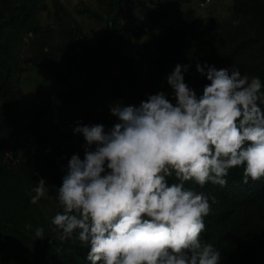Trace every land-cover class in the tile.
Segmentation results:
<instances>
[{
  "label": "clouds",
  "instance_id": "clouds-1",
  "mask_svg": "<svg viewBox=\"0 0 264 264\" xmlns=\"http://www.w3.org/2000/svg\"><path fill=\"white\" fill-rule=\"evenodd\" d=\"M189 67L177 63L165 77L171 98L158 91L138 106L113 103L118 122L107 129L77 123L83 158L71 155L60 186L40 178L32 189V204L56 190L62 211L52 230L87 248L90 264H221L201 238L217 201L197 186L226 187L233 169L245 185L264 180V82L197 62L209 81L198 94L185 82ZM34 235L44 239V228Z\"/></svg>",
  "mask_w": 264,
  "mask_h": 264
},
{
  "label": "rangeland",
  "instance_id": "rangeland-1",
  "mask_svg": "<svg viewBox=\"0 0 264 264\" xmlns=\"http://www.w3.org/2000/svg\"><path fill=\"white\" fill-rule=\"evenodd\" d=\"M26 1L36 6L34 31L6 27L2 30L8 54L0 50V64L12 67L15 80L14 97L8 108L27 124L57 94L73 90L78 96L73 109L63 107L43 121L47 146L42 152L35 155L17 148L2 154L0 264H35L39 247V264H75L86 260L88 249L77 240L61 241L52 230L51 218L62 211L55 189L50 188L37 204L30 203L36 183L45 178L48 185L60 186L62 168L71 155L76 153L83 158L85 141L73 131L77 123H99L107 129L118 122L110 113L113 103L138 106L158 91H165L171 98L165 79L173 70L166 48L168 33L176 32L182 41L176 47L179 63L191 64L186 83L198 93L202 76L196 71V63L203 65L213 38L222 35L224 26L235 25L239 20L232 14V0H209L204 6L200 5L201 0H141L152 11L165 9L164 17L153 23L133 4L117 7L109 14L106 0H0V25L4 4ZM110 15H116L126 27L129 43L116 55L104 57L96 53L88 61L79 43L81 37L96 49ZM42 53L51 54L58 76H52L35 61ZM68 56L74 59L70 66ZM26 223H31L33 229L25 228ZM37 226L44 228V239L35 237ZM257 239L264 243L260 235ZM250 246L244 239L223 264H245Z\"/></svg>",
  "mask_w": 264,
  "mask_h": 264
},
{
  "label": "trees",
  "instance_id": "trees-1",
  "mask_svg": "<svg viewBox=\"0 0 264 264\" xmlns=\"http://www.w3.org/2000/svg\"><path fill=\"white\" fill-rule=\"evenodd\" d=\"M110 11L122 5L133 4L141 14L152 23L164 17V10L152 11L141 0H106ZM33 2H16L4 4L3 21L0 25V50L8 54L6 37L2 30L4 27L11 30L34 31ZM232 14L239 20L235 25H226L222 28V35L215 36L208 46L210 55L207 58L209 65L217 69L228 68L230 71L236 66L241 74L249 78L260 77L264 82V0H232ZM182 31V29H181ZM182 34H185L183 30ZM130 36L126 27L121 24L116 15H110L106 29L99 40L96 49H92L85 39L81 37L80 45L88 61L95 57L96 53L108 57L116 55L127 46ZM166 48L168 61L174 69L179 63L176 47L182 42L176 32L166 36ZM57 50V49H56ZM51 54L42 53L35 61L42 64L52 76H56L54 62ZM85 61L84 63L88 62ZM74 59L67 57L70 66ZM3 64V65H2ZM0 64V172L2 166V154L5 150L21 149L38 154L47 146L46 137L42 133V123L46 117L58 113L61 108L73 109L77 104L78 93L73 90L66 94H57L49 101V105L36 114L27 124H24L19 116L14 114L8 105L14 97L15 84L12 67L7 63ZM58 76V75H57ZM187 82L186 72L184 73ZM61 82H66L62 81ZM209 83L206 77L199 79L198 94H202L203 87ZM55 157L59 156L54 153ZM242 169L231 170L226 187L205 184L203 188L197 186V190L204 192L209 197L215 196L216 203L211 204V211L205 217V231L201 238L214 244L221 252V264L228 258L231 251L246 239L250 246L249 258L245 264H264V243L257 239V235L264 240V180L242 182ZM189 187L193 186L191 183ZM211 202V201H210ZM42 247H39L34 257V263L39 264ZM74 264V263H73ZM75 264H90L82 260Z\"/></svg>",
  "mask_w": 264,
  "mask_h": 264
},
{
  "label": "built area",
  "instance_id": "built-area-1",
  "mask_svg": "<svg viewBox=\"0 0 264 264\" xmlns=\"http://www.w3.org/2000/svg\"><path fill=\"white\" fill-rule=\"evenodd\" d=\"M208 3H209V0H204L203 2L200 1V5L201 6H204V5L208 4Z\"/></svg>",
  "mask_w": 264,
  "mask_h": 264
},
{
  "label": "water",
  "instance_id": "water-1",
  "mask_svg": "<svg viewBox=\"0 0 264 264\" xmlns=\"http://www.w3.org/2000/svg\"><path fill=\"white\" fill-rule=\"evenodd\" d=\"M204 0H201V2H203Z\"/></svg>",
  "mask_w": 264,
  "mask_h": 264
}]
</instances>
